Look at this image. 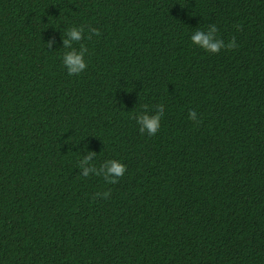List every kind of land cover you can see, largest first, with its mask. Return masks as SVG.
I'll return each mask as SVG.
<instances>
[{
	"label": "trees",
	"instance_id": "trees-1",
	"mask_svg": "<svg viewBox=\"0 0 264 264\" xmlns=\"http://www.w3.org/2000/svg\"><path fill=\"white\" fill-rule=\"evenodd\" d=\"M213 24L235 48L192 44ZM0 264H264V0H0Z\"/></svg>",
	"mask_w": 264,
	"mask_h": 264
},
{
	"label": "clouds",
	"instance_id": "clouds-1",
	"mask_svg": "<svg viewBox=\"0 0 264 264\" xmlns=\"http://www.w3.org/2000/svg\"><path fill=\"white\" fill-rule=\"evenodd\" d=\"M217 33L218 28L216 24L208 25L206 30L197 28V30L191 34L190 40L194 46L212 54L219 53L221 49L224 48L232 49L236 47V41L234 39L225 44L223 39L218 38ZM100 34L99 29L89 28L86 30L83 25H73L63 32L62 48L68 49V51L63 53L62 64L69 76H77L83 73L88 67V63L85 59L88 49L81 42L86 38L91 40L93 36L99 37ZM55 43V37H53L48 40L46 45L51 49ZM74 43H80L79 50L74 47ZM154 112L155 114H150L147 107H145L144 112L136 116L139 132L147 137L157 136L160 132V122L165 117L163 107L156 108ZM188 118L192 121H197V112L195 110H189ZM95 154V152L87 151V154L79 160L78 168L82 177L87 178L92 175L103 176L108 184H114L118 182L119 178H122L126 174L127 165L123 161L117 159L106 160L97 168L93 163ZM108 195L109 193L106 192L96 194L97 197L103 196L105 199Z\"/></svg>",
	"mask_w": 264,
	"mask_h": 264
}]
</instances>
